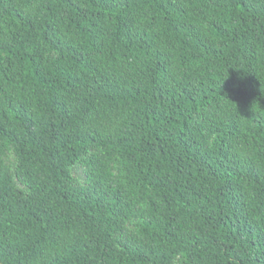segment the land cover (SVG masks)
Here are the masks:
<instances>
[{
	"label": "trees",
	"instance_id": "16d2710c",
	"mask_svg": "<svg viewBox=\"0 0 264 264\" xmlns=\"http://www.w3.org/2000/svg\"><path fill=\"white\" fill-rule=\"evenodd\" d=\"M0 264H264V0H0Z\"/></svg>",
	"mask_w": 264,
	"mask_h": 264
},
{
	"label": "bare ground",
	"instance_id": "6f19581e",
	"mask_svg": "<svg viewBox=\"0 0 264 264\" xmlns=\"http://www.w3.org/2000/svg\"><path fill=\"white\" fill-rule=\"evenodd\" d=\"M5 127V126H4ZM40 160V159H39ZM37 168V167H36ZM4 171V170H3ZM151 257V256H150Z\"/></svg>",
	"mask_w": 264,
	"mask_h": 264
}]
</instances>
